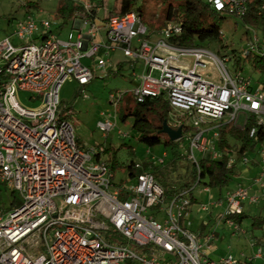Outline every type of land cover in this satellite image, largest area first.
Here are the masks:
<instances>
[{
    "label": "built area",
    "instance_id": "built-area-1",
    "mask_svg": "<svg viewBox=\"0 0 264 264\" xmlns=\"http://www.w3.org/2000/svg\"><path fill=\"white\" fill-rule=\"evenodd\" d=\"M209 2L218 12L238 17L247 12L246 0ZM84 4L89 11L91 5ZM56 23L30 15L15 25L17 43L10 37L0 41V184L21 197L11 209L0 205V264H255L263 259L262 248L250 258L228 254L211 259L188 220L191 192L211 191L200 182L199 161L222 157L217 148L221 126L243 127L250 115L264 124L262 87L232 73L228 57L173 44L171 40L182 33L177 22L151 33L136 13L110 17L103 27L81 19L76 39L70 32L66 40L53 30ZM116 51L129 59L133 71L137 63L143 66L131 98L142 103L164 96L172 108L170 116L178 118L172 123L169 119V126L174 130L187 126L181 140L189 142L187 159L199 171L193 188L168 195L152 165L144 170L138 163L129 170L127 181L116 183L109 160L103 158L105 145L88 150L77 145L72 114L60 111V90L69 80L80 87L89 85L93 68L106 72L107 57ZM186 57L194 59L192 67L182 61ZM210 70L218 81L204 74ZM21 94H29L39 105L23 106ZM127 94L110 95L115 113ZM242 116L244 125L239 122ZM103 117L97 127L107 140L116 122L111 115ZM257 132L253 128L250 136ZM235 155L236 151L229 154L230 167ZM258 155L260 172L253 184L264 194V143L258 146ZM242 163L248 164V157ZM260 198L239 185L220 201L200 204V211L217 208L219 223L240 237L246 231L231 217L243 214L246 205ZM153 208L158 209L150 213ZM208 239L217 240L216 234L210 233Z\"/></svg>",
    "mask_w": 264,
    "mask_h": 264
},
{
    "label": "rangeland",
    "instance_id": "rangeland-1",
    "mask_svg": "<svg viewBox=\"0 0 264 264\" xmlns=\"http://www.w3.org/2000/svg\"><path fill=\"white\" fill-rule=\"evenodd\" d=\"M75 1L89 3V0ZM63 2L64 0H0V41L6 37H10L14 41L13 33L16 23L30 15L57 22L53 30L58 34L60 39H68L70 32H73L74 39H76L78 31L73 29L72 23L68 22L64 24V20L58 16V9ZM153 4H151V8L154 7ZM115 5L116 0H107L104 7L99 10L98 18L104 22L107 18L106 16H108V13ZM159 8L160 6L157 7V10ZM221 31L224 32L223 44L226 48H221L219 43L208 44L205 42L203 45L217 54L231 55L233 50L236 52L246 50L250 43V37L256 34L264 49V33L262 28L245 26L241 19L228 17L222 24ZM14 43H17V40ZM107 58L110 60L107 71L94 70L93 68L94 79L89 85L80 87L77 81L69 80L60 90V111L64 112L65 115H67V112H71L72 116L69 119L75 128L77 145L84 150L105 145V149L112 148L113 151H116V183L128 180V166L131 161H134V163L142 166L154 164L155 167L159 168V171L155 174L158 182L162 185H171L173 181L179 180V178L186 175L189 170L191 163L185 157L187 156L189 142L185 140L179 147V152L184 160L173 167L171 165V159L173 158L171 146L160 144L150 147L139 140V132L133 128V118H128L126 122H123L121 115L123 107H126L130 103L128 100L131 98V92L139 85V76L143 73V66L141 63H137V69L133 71L129 59L120 51L111 53ZM182 61L190 67L194 64L192 57H186ZM84 62L88 63L89 61ZM233 63V61L227 63V67L231 71H233ZM119 64L124 65L121 70H118ZM206 73L218 81L215 71L210 70L204 74ZM244 73L247 77L251 78L253 84L259 85L260 83H264V72H253L248 62L245 65ZM154 76L158 77L159 73L155 72ZM117 92H128L129 95L125 97L123 104L118 106L115 113L114 106L110 103L109 99L111 94ZM83 94L87 96L84 97ZM20 101L23 106L28 108H35L39 105V101L33 102L29 94H21ZM103 114L106 117L111 115L112 121L116 122V127L108 133V140L106 142L104 133L97 127L98 121L105 119ZM181 117L183 123L187 122L185 116ZM171 120L177 121L178 118L170 116V123H172ZM239 122L240 125H244L245 117L242 116ZM188 125H190L189 122ZM119 131L124 133V135H119ZM232 143L234 144V141ZM112 156V152L110 154L106 152L103 154V158L107 160H112ZM196 156L199 159L201 158V155L197 152ZM248 158L251 161L260 159L258 147L248 153ZM178 184H180L178 186H181V183ZM235 184L236 180L233 185ZM194 197L200 203L210 205L213 197L218 198V190L212 188L210 193L205 194L198 188L194 192ZM12 202L15 203L14 206L19 205L21 197L19 194H12L4 185L0 184V205L7 210L11 209ZM262 206L261 212L257 211L256 206L246 207L249 211L251 209L254 210V213H248L249 217L245 218L242 222V228L249 233L248 237H232L233 229L228 225L219 223V220L216 221V216L219 214L217 209L213 213L214 217L212 218L210 214L201 212L198 204H194L188 220L192 223V230L194 232L198 233L202 228L204 231L210 230L217 233V236L219 235L221 238V245L227 254H232L239 258H248L253 257L256 251V247L254 248L250 239L256 242L257 238H259L258 236L264 233V226L256 227L253 225L256 218L262 217L264 219V205ZM157 209H151L150 213H153ZM182 225H184V221Z\"/></svg>",
    "mask_w": 264,
    "mask_h": 264
},
{
    "label": "trees",
    "instance_id": "trees-1",
    "mask_svg": "<svg viewBox=\"0 0 264 264\" xmlns=\"http://www.w3.org/2000/svg\"><path fill=\"white\" fill-rule=\"evenodd\" d=\"M246 1L247 12L245 15L238 17L227 12L216 11L209 0H116V5L108 13L104 22L113 16L121 17L130 13H136L141 17L143 24L148 26L151 33L160 32L169 22L180 23L182 25V33L171 40L173 44L184 47L207 48L203 45V43L207 42L208 44L219 43L221 48H226L223 44L224 32L221 31V27L228 17L241 19L245 26L262 28L264 33V0ZM106 2L107 0H89L91 9L87 11L84 3L75 0H64L58 9V16L64 20V24L70 22L75 17H79L82 20L90 19L95 21L98 18L99 10L104 7ZM152 3H154V7L151 8ZM159 6V10H157ZM246 50L247 53L245 55L244 51ZM246 50L241 52L233 50L231 55H221L219 53L218 55L228 57L230 61L234 62L233 71L230 70L232 73H240L251 82V78L247 77L244 73L247 62L250 63L253 72H264V49L256 34L250 37V43ZM251 84L253 87L261 86L264 91V83L256 85L251 82ZM128 102L130 103L122 109L121 120L126 122L128 118H133V128L139 132L140 141L150 147L160 144L171 146L173 149L171 165L175 167V165L181 163L184 158L179 152V147L185 140L173 142L162 132L163 125L165 122H169L172 112L168 100L164 96H160L157 98H147L142 103L129 98ZM262 118L264 120V116ZM186 127L183 128L184 132L188 130L185 129ZM255 127L258 129L257 136L251 137V130ZM219 132L220 137L217 142V148L222 153V157L218 160L204 157L199 161L200 182L206 183L211 189L215 188L218 190V198L214 200L215 202L225 197L226 194L222 195V193L235 187L233 184L240 174L238 166L242 162L243 157L245 155L248 157L249 152L264 143V124L259 125L257 116L250 115L243 127L227 123L221 126ZM232 141H234V144ZM233 151H236V162L230 167L229 154L233 153ZM105 152L108 154L112 152L113 154L112 160H109V163L115 173L117 167L116 151L109 148L105 149ZM185 157L187 158V156ZM257 162L259 164L260 160H257ZM150 168L151 166H144V170H150ZM128 169L130 171L134 169V161L130 162ZM152 169L153 171L155 170L154 174L159 171V168L153 165ZM198 177L199 171L196 165L191 163L186 175L179 178V180L173 181L171 185L163 186L168 190L169 195L172 192L176 193L193 188L197 183ZM178 183H181V186H178L180 185ZM194 192H191L192 205L199 204L197 198L194 197ZM245 212L246 209H244L243 214L231 217L241 227L243 220L249 217ZM209 214H212V209ZM219 217L220 214L216 216V221L219 220ZM253 225L263 227L264 219L262 217L256 218ZM215 234L217 237V233ZM246 234L247 231L244 235ZM127 264L133 263L129 262Z\"/></svg>",
    "mask_w": 264,
    "mask_h": 264
},
{
    "label": "crops",
    "instance_id": "crops-1",
    "mask_svg": "<svg viewBox=\"0 0 264 264\" xmlns=\"http://www.w3.org/2000/svg\"><path fill=\"white\" fill-rule=\"evenodd\" d=\"M70 22L72 23L73 29L76 30V31H78L79 30V26H80V22H81V18L75 17ZM95 22L98 25H100V26L103 27V24H104L103 20H100L99 18H97L95 20ZM87 64H91V61H89ZM123 66L124 65L119 64L118 70H120ZM107 140H108V138H107ZM107 140H105V142ZM238 167H239L238 170L240 171V174H239L238 178L236 179V184L234 186L236 187L238 185H243V186H245V187H247L249 189V191H250L251 194L260 195L261 198H260V200H259L258 203L254 204V205H246V207L248 206V208H249V207L256 206L257 211H260L261 212V207H263L262 205H264V194H261L260 193V190H259V187L257 185H254L253 184V179L256 176H258V174L260 172V165L258 164L257 161H251L249 159V163L248 164H244V163L240 162V164H239ZM127 172H129V169H128ZM228 191L229 190H226V192L225 193H222V195H225ZM214 200H217V197H213V199H212L211 202H214ZM14 204H15L14 202L11 203V208H12V206L15 207ZM200 204H202V203L199 202V204H198L199 205V209H200ZM246 207H245V209H247ZM216 209L217 208H212V214L210 215V217H212V218L214 217V214L213 213L216 211ZM191 212H192V207H191V210L189 212L188 219H189V216H190V213ZM209 213H211V211ZM248 213L249 214L250 213H254V210L251 209L249 211L247 209L246 212H245V214L248 215ZM191 230H192V223H191ZM263 230H264V228H263ZM195 233H197V232H195ZM210 233H212V231H210V230L204 231L202 228L197 233L199 235L200 242L203 245L204 251L210 256L211 259H214V260H217L220 257H223V256L228 255L227 252H226V250L221 245L222 243H221V238L219 237V235L216 237L217 240L209 241L208 236H209ZM248 235H249V233H247L244 236H247L248 237ZM258 237L259 238H257L256 242L254 240L250 239V241H252V244H253L254 248L256 247V251L258 249H260V248H262V250H263V259L257 260L255 262V264H264V233L261 236H258ZM248 258H250V257H248Z\"/></svg>",
    "mask_w": 264,
    "mask_h": 264
},
{
    "label": "water",
    "instance_id": "water-1",
    "mask_svg": "<svg viewBox=\"0 0 264 264\" xmlns=\"http://www.w3.org/2000/svg\"><path fill=\"white\" fill-rule=\"evenodd\" d=\"M162 132L163 134H166L173 142L181 140L183 136V128L174 130L168 125L167 122L164 123Z\"/></svg>",
    "mask_w": 264,
    "mask_h": 264
}]
</instances>
